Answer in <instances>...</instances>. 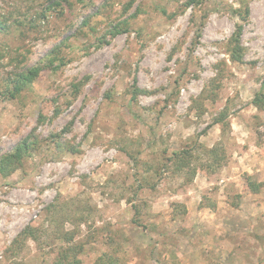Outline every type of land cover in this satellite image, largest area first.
<instances>
[{
    "label": "rangeland",
    "instance_id": "1",
    "mask_svg": "<svg viewBox=\"0 0 264 264\" xmlns=\"http://www.w3.org/2000/svg\"><path fill=\"white\" fill-rule=\"evenodd\" d=\"M0 21V158L35 141L0 173V264H264V0H0Z\"/></svg>",
    "mask_w": 264,
    "mask_h": 264
},
{
    "label": "trees",
    "instance_id": "2",
    "mask_svg": "<svg viewBox=\"0 0 264 264\" xmlns=\"http://www.w3.org/2000/svg\"><path fill=\"white\" fill-rule=\"evenodd\" d=\"M60 5V3H57ZM162 13H167L166 10L162 11ZM2 22L0 21V26ZM120 29L115 28V33H119ZM235 59H240V54L234 53ZM50 66V65H49ZM46 67L43 66H33L28 68L26 71L21 73H17L13 78L10 77V80L7 84L8 89L10 90V95L15 97L19 94L25 87H31L33 81L38 78L42 71L45 70ZM253 104L259 108L264 109V91L263 88L260 92H258L253 100ZM227 114H225L226 116ZM35 145V141L31 140V136L26 137L23 141H21L15 148V150L11 153L5 154L0 158V173L3 175L11 174L15 169L19 168L26 157L31 152V149ZM174 155L179 156L177 152ZM264 183H254L253 181H248V186L250 189L258 190L260 185ZM79 254L73 249V247L63 248L59 253L58 260L55 264H80Z\"/></svg>",
    "mask_w": 264,
    "mask_h": 264
}]
</instances>
